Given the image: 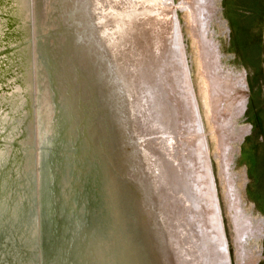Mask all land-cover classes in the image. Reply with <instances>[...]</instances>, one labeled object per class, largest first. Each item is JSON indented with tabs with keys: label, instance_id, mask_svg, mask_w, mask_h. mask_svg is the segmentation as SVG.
Wrapping results in <instances>:
<instances>
[{
	"label": "rangeland",
	"instance_id": "374dc122",
	"mask_svg": "<svg viewBox=\"0 0 264 264\" xmlns=\"http://www.w3.org/2000/svg\"><path fill=\"white\" fill-rule=\"evenodd\" d=\"M51 1L54 7L45 11L44 2L37 18L30 0L33 48L37 20L43 34L56 31L69 18L64 14L75 17L84 3L120 64L125 55L124 74L140 94L135 102L148 109L144 130L153 136L145 146L158 156L160 174L154 197L178 237L180 264H264V203L254 194L263 189L257 181L264 163V0ZM11 3L16 5L0 0L3 146L9 113L19 123L26 104L25 89L17 83L26 40H18L16 32L24 20L10 19ZM252 14L257 21L250 22ZM59 37L58 46L64 41ZM146 86L156 94L149 102ZM141 111L136 108L137 119Z\"/></svg>",
	"mask_w": 264,
	"mask_h": 264
},
{
	"label": "water",
	"instance_id": "95a60500",
	"mask_svg": "<svg viewBox=\"0 0 264 264\" xmlns=\"http://www.w3.org/2000/svg\"><path fill=\"white\" fill-rule=\"evenodd\" d=\"M14 2L26 23L24 61L17 64L23 83L16 81L27 103L18 132L9 113L3 140L8 146L0 145V264H167L161 227L166 216L162 201L152 200L149 191L153 172L145 174L137 159L139 144L128 132L133 111L124 92L111 81L90 39L70 48L71 31L79 32L82 24L64 18L56 31L43 34L39 19L33 48L30 0ZM42 4L47 12L54 7L51 0H34L37 18ZM103 18L113 23L107 14ZM49 22L48 17L43 25ZM60 35L64 41L58 46ZM154 94L146 86L145 100ZM141 113L144 125L146 113ZM20 128L23 135L15 137ZM152 136L143 131L142 143ZM17 148L24 151L14 154L17 161L2 154ZM147 159L158 169L153 151Z\"/></svg>",
	"mask_w": 264,
	"mask_h": 264
},
{
	"label": "bare ground",
	"instance_id": "6f19581e",
	"mask_svg": "<svg viewBox=\"0 0 264 264\" xmlns=\"http://www.w3.org/2000/svg\"><path fill=\"white\" fill-rule=\"evenodd\" d=\"M67 2H71V0H67ZM72 5H74L73 1H72L71 6ZM77 6L79 8H75L76 9L75 10V17H74L72 12H68V13L64 14L66 17H69L67 19L68 23H73L74 25H77V23L82 24L81 25L82 26L81 30L79 32L71 31L70 39H69V43L71 44L70 48H72L74 46L72 44L75 41L81 42L82 45H83V43L85 45H87V42L90 39L92 41V46L91 47L95 48L97 54H99V55H101L103 57L102 60H103V63L105 65V67L107 68V71L109 73V77H110L111 81L115 83L116 88H120V91L124 92L125 97L123 96V101H124V98H126L125 101H128V109H131L133 111L132 112L133 122L131 121V123L128 125V129H129L128 132L130 133V137L131 138L134 137L135 141L138 142V144H139L138 145V149L136 151V156H137V159H139L141 166L142 167L144 166L143 168L146 169L145 174H147V173L149 174L150 169L153 172L152 173V177L150 178L151 181L153 182V186H151V188L149 186V191H152V194L151 193L150 194H151L152 200H155V197H156L155 195L158 194V190H157L158 189V187H157V180L158 179H157V174H156L158 169L156 170L155 166H149V159H147V157H148V155L150 157V151L152 152V150L145 146L146 142L142 143L141 134L136 136V133L134 131V130H137V129L141 133L143 131H146V130H144L145 125H142V120L140 118L137 119V117H136V108H137V113H138V108L140 110L142 109V102L141 101L135 102V99L133 101V95H132V93L134 91V95L136 97V100H138V99H140V94L137 93L138 91L133 87L132 80L127 78L126 74H124L126 72V68L122 64H120V62L115 58V56L113 55L112 51L108 47L109 45L106 43L107 42L106 39H104L105 34L103 32H100L97 29V26L95 24L93 25L89 21L90 20V18H89L90 17V15H89L90 8L88 6L86 7V5L84 3L82 5L79 4ZM72 8H73V6H72ZM8 12L12 13L13 17H10V19L14 20V22H15V20L18 21L21 18L20 17L21 8L18 5H14V6H11L10 8H8ZM73 17L75 19L74 20L75 22L73 21ZM25 24H26L25 21L21 22V24H20V26L18 28V31L16 32L18 40H23L24 38L26 40V34H25L26 25ZM72 27L73 26L71 25V28ZM135 36H137V35L135 34ZM68 37L69 36H67V38ZM73 48H75V47H73ZM84 50L86 51V49H84ZM22 53H23V51L20 52V55H19L21 62L24 61ZM117 66H119V67H117ZM97 79H98V76H97ZM19 80L22 81L21 83H23V77L22 76H21V79L19 78ZM128 84L130 85V87H129L130 90L128 89ZM23 94L25 95V92H23ZM25 103H27V102H25ZM8 104L11 105V102H8ZM8 104H7V106H8L7 108H10ZM25 105L26 104H24V107H25ZM14 109H16V107H14ZM143 109H142V111H143ZM24 113H25V111H24ZM24 113L22 114L21 121L17 124V128H16L15 132H18V126H20V127L22 126L23 127V125H24V120L26 118V115H24ZM137 122H138V124H137ZM144 124H145V122H144ZM136 126H137V129H136ZM140 128H142V129L140 130ZM146 128H148V127H146ZM39 129H40V127H39ZM21 130H22V128H20V132L19 133H16V134H19L18 136H20V135L22 136L23 135L24 130L22 132H21ZM46 132H47V130L44 131V139L41 137L42 138V141H41L42 145L46 143V137H47ZM39 134H41V131H39ZM14 142L17 143V140H15ZM139 142H141V143H139ZM20 144H25L26 145V142L25 143H20ZM16 152L18 153V155H22V156L24 155V151L21 152V151H19L18 148H17V151L13 152L12 154L9 151L7 153H2V154L4 156H6V157H9V159H11V157H13ZM154 155H156V154H154ZM15 158L16 157L14 156L13 159H15ZM17 159L18 158H16L15 161H17ZM150 163H152V165H153V161L152 162L150 161ZM156 166H158V165L156 164ZM151 171H150V173H151ZM155 181H156V183H155ZM149 185H150V183H149ZM160 212L162 213V210ZM161 227L164 229V230H162L163 233L166 232V235H165V237H166L165 246L166 247L165 248L168 251V253H167L168 258L166 259L167 264H180L181 263L180 246L178 244L179 242H178L177 235H174L172 233L173 229H170V227L168 228L166 223H164L163 219L161 220ZM213 228H215V226ZM213 251L215 252V250H213ZM170 254L174 258L171 259V257L169 256ZM197 257L199 258V256H197ZM200 257H202V256H200ZM212 259L214 260V262L217 261L216 259H214V257Z\"/></svg>",
	"mask_w": 264,
	"mask_h": 264
},
{
	"label": "trees",
	"instance_id": "16d2710c",
	"mask_svg": "<svg viewBox=\"0 0 264 264\" xmlns=\"http://www.w3.org/2000/svg\"><path fill=\"white\" fill-rule=\"evenodd\" d=\"M252 2H254V1H252ZM257 17H255L253 14H252V17H251V20H250V22H255V21H257ZM250 28V27H249ZM246 45H247V39H246ZM258 112V113H257ZM256 113H255V115L256 116H258V114H260L259 113V111H257ZM261 133V132H260ZM260 172H259V174H258V181H257V184L259 185V186H262V188L263 189H261V190H254V194H255V196L257 197V200H258V203L260 202L261 203V198L263 199V203H264V163H260V170H259ZM263 205V204H262ZM264 207V206H263Z\"/></svg>",
	"mask_w": 264,
	"mask_h": 264
}]
</instances>
